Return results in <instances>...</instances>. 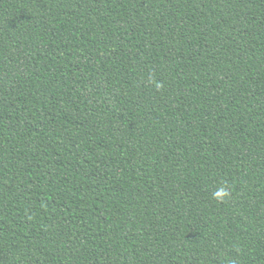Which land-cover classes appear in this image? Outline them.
<instances>
[{
	"label": "trees",
	"instance_id": "obj_1",
	"mask_svg": "<svg viewBox=\"0 0 264 264\" xmlns=\"http://www.w3.org/2000/svg\"><path fill=\"white\" fill-rule=\"evenodd\" d=\"M0 264H264V0H0Z\"/></svg>",
	"mask_w": 264,
	"mask_h": 264
},
{
	"label": "clouds",
	"instance_id": "obj_2",
	"mask_svg": "<svg viewBox=\"0 0 264 264\" xmlns=\"http://www.w3.org/2000/svg\"><path fill=\"white\" fill-rule=\"evenodd\" d=\"M157 90H160L162 88V85L157 83L154 79L150 81ZM230 193L231 189L228 186L227 182L222 183L217 190L213 192V199L220 202L225 203L230 199Z\"/></svg>",
	"mask_w": 264,
	"mask_h": 264
}]
</instances>
